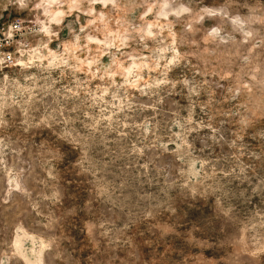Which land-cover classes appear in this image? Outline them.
I'll return each mask as SVG.
<instances>
[{
    "label": "rangeland",
    "instance_id": "1",
    "mask_svg": "<svg viewBox=\"0 0 264 264\" xmlns=\"http://www.w3.org/2000/svg\"><path fill=\"white\" fill-rule=\"evenodd\" d=\"M0 264H264V0H0Z\"/></svg>",
    "mask_w": 264,
    "mask_h": 264
},
{
    "label": "built area",
    "instance_id": "2",
    "mask_svg": "<svg viewBox=\"0 0 264 264\" xmlns=\"http://www.w3.org/2000/svg\"><path fill=\"white\" fill-rule=\"evenodd\" d=\"M21 20L13 18L0 22V66H14L21 56V45L27 38V25Z\"/></svg>",
    "mask_w": 264,
    "mask_h": 264
}]
</instances>
